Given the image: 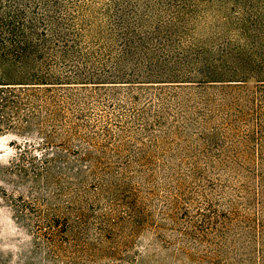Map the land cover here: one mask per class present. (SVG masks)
<instances>
[{"label": "rangeland", "instance_id": "obj_1", "mask_svg": "<svg viewBox=\"0 0 264 264\" xmlns=\"http://www.w3.org/2000/svg\"><path fill=\"white\" fill-rule=\"evenodd\" d=\"M197 5L192 35L207 47L238 39V20L249 11L264 19V0H197ZM245 79L240 84L156 85L163 94L162 106L156 99L157 106H152L163 116V127L154 131L158 140L135 133L144 145L135 137H120L108 143L104 155L87 145L92 160L101 156L118 164L119 155L129 158L132 178H121L118 183L140 188L138 222L113 223L102 229L98 215L111 213L119 219L118 212L122 214L124 208L111 203L106 193L94 198V210L85 198L82 203L80 189L94 181L90 162L81 164L90 176L87 181L82 177V184L77 176H66L62 172L65 154L76 160V142L65 145L60 129L49 122L44 101L36 97L39 91L11 90L18 107L0 114V264H240L237 260L242 255L231 245L240 252L244 246L252 251L253 262L241 264H264L259 254L264 232L257 227L264 224V182L246 172L264 171V146L247 136L253 120L243 115L246 122H242L237 116L248 110L252 103L248 99L258 82L253 77ZM91 106L90 123L102 141L104 110ZM136 146L141 147L138 154ZM141 164L148 171H140ZM195 169L203 170L218 187L210 190L208 179L196 178ZM210 202L218 213L234 211L223 226L216 223L210 232H198L196 240L186 238L178 230L179 206L185 205L195 220L198 209L208 211ZM226 227L228 234L222 237L220 229ZM182 247L188 255L179 250Z\"/></svg>", "mask_w": 264, "mask_h": 264}, {"label": "trees", "instance_id": "obj_2", "mask_svg": "<svg viewBox=\"0 0 264 264\" xmlns=\"http://www.w3.org/2000/svg\"><path fill=\"white\" fill-rule=\"evenodd\" d=\"M197 9V0H0V114H10L18 107L11 90L20 87L41 93L36 97L44 101L49 122L60 129L65 145L76 142L77 158L70 160L65 154L62 172L77 176L81 184L85 181L82 177L86 181L94 178L80 189L82 203L85 198L94 210V198L106 193L111 203L124 208L122 214L118 212L119 219L111 213L98 215L101 229L113 223L138 222L140 188L118 183L121 178H132L129 158L119 155L118 164H110L101 156L92 160L87 145L104 155L108 143L112 140L114 144L120 137H135L144 145L135 133L158 140L154 131L163 127V116L152 106H157L154 99L161 100L158 106H162L163 94L162 87L156 85L240 84L247 77L255 78L258 86L248 99L252 103L237 116L242 122H246L243 115L253 120L247 136H252L257 146H264V19L249 11L238 20V39L228 38L207 47L192 35ZM93 104L105 113L101 115L102 141L95 124L90 123ZM89 129L91 134L86 131ZM82 149L86 150L83 155ZM136 149L138 154L141 147ZM86 161L93 171L90 176L82 169ZM98 167L102 172L97 173ZM146 167L141 164L140 171H148ZM195 172L196 178L208 179L203 170ZM246 172L264 182V171ZM208 181L210 190L218 187ZM208 205V211L198 209L195 220L185 205L179 206L182 222L178 230L186 238L196 240L198 232H210L216 223L223 226L234 211L218 213L212 202ZM188 226L193 230L188 231ZM257 227L264 232V224ZM247 229L250 234L251 226ZM227 234V227L220 229L222 237ZM231 248L242 255L238 263L253 262L252 251L246 246L242 252L233 245ZM179 250L189 254L185 247ZM259 254L264 259V244Z\"/></svg>", "mask_w": 264, "mask_h": 264}]
</instances>
